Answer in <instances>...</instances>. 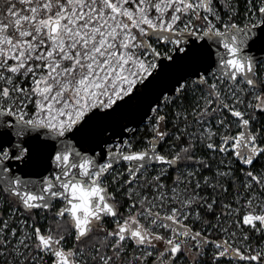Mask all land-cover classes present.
Listing matches in <instances>:
<instances>
[{
    "label": "snow or ice",
    "instance_id": "obj_1",
    "mask_svg": "<svg viewBox=\"0 0 264 264\" xmlns=\"http://www.w3.org/2000/svg\"><path fill=\"white\" fill-rule=\"evenodd\" d=\"M0 264H264V0H0Z\"/></svg>",
    "mask_w": 264,
    "mask_h": 264
}]
</instances>
